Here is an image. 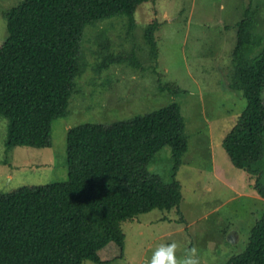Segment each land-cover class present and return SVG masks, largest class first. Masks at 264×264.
<instances>
[{"label":"trees","instance_id":"trees-1","mask_svg":"<svg viewBox=\"0 0 264 264\" xmlns=\"http://www.w3.org/2000/svg\"><path fill=\"white\" fill-rule=\"evenodd\" d=\"M157 0H23L4 14L7 39L0 49V117L8 122V148L51 147V125L67 116L80 73L84 30L125 17L132 29L137 7ZM252 15L238 26L232 89L247 107L223 141L235 168L255 175L264 136V48H251ZM153 22L145 33L157 57ZM131 64L136 65L134 58ZM170 148L174 160L169 184L150 171L156 155ZM189 150L177 103L147 116L109 126L81 125L66 135L67 180L0 194V264H103L100 253L114 244L121 251V225L181 204L176 180ZM254 189L264 199L258 179ZM229 264H264V215L251 231L245 252Z\"/></svg>","mask_w":264,"mask_h":264},{"label":"rangeland","instance_id":"rangeland-1","mask_svg":"<svg viewBox=\"0 0 264 264\" xmlns=\"http://www.w3.org/2000/svg\"><path fill=\"white\" fill-rule=\"evenodd\" d=\"M22 1L0 0V49L7 39L4 14ZM248 9L253 44L243 56L254 58L264 48V0H157L137 7L132 29L125 17L87 27L80 73L67 116L51 125V147L8 148V122L0 117V194L65 182L70 129L128 122L177 103L189 141L176 176L181 204L123 223L122 251L111 244L100 260L147 264L156 246L171 240L181 245L178 256L196 247L202 264H229L243 254L264 215V199L254 189L256 179L264 186V136L255 175L234 167L223 141L247 107L243 93L232 89V79L238 26ZM153 22L160 25L156 58L145 40ZM131 57L142 69L132 66ZM173 166L171 149L164 148L149 168L169 184Z\"/></svg>","mask_w":264,"mask_h":264},{"label":"clouds","instance_id":"clouds-1","mask_svg":"<svg viewBox=\"0 0 264 264\" xmlns=\"http://www.w3.org/2000/svg\"><path fill=\"white\" fill-rule=\"evenodd\" d=\"M180 247L176 240L157 245L147 264H202L196 247L187 248L183 255L178 256Z\"/></svg>","mask_w":264,"mask_h":264}]
</instances>
